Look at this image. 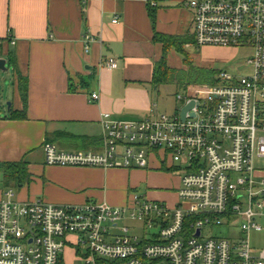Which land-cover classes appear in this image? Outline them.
Wrapping results in <instances>:
<instances>
[{"label":"built area","instance_id":"1","mask_svg":"<svg viewBox=\"0 0 264 264\" xmlns=\"http://www.w3.org/2000/svg\"><path fill=\"white\" fill-rule=\"evenodd\" d=\"M148 3L157 6L156 0ZM184 5L193 14L196 49L248 47L251 59L238 70L250 67L248 74L220 73L202 99L177 95L182 107L195 104L185 121L179 113L153 109L140 121L104 115L101 152L42 146L45 165L64 168L144 170L159 153L180 180L175 206L135 192L124 206L23 202L9 187L0 198V264H63L67 248L83 264H264V250H255L248 238L262 231L256 220L264 217V170L255 166L264 160V0ZM105 66L116 69L118 61L110 58ZM99 99V93L91 95L92 102ZM235 217L238 236L211 235Z\"/></svg>","mask_w":264,"mask_h":264},{"label":"crops","instance_id":"2","mask_svg":"<svg viewBox=\"0 0 264 264\" xmlns=\"http://www.w3.org/2000/svg\"><path fill=\"white\" fill-rule=\"evenodd\" d=\"M156 1L150 8L148 0H0V59L7 64L0 71V163H24L27 171L18 193L14 189L16 199L59 205L129 202V193L125 198L109 196V178L121 176L124 190V174L143 169L49 167L42 146L54 143L65 152L98 153L105 144L104 115L127 122L142 120L152 109L163 113L155 97L158 86L152 85L156 64L164 56V45L155 35L187 38V54L196 47L193 14L184 0ZM10 53L15 66L8 61ZM179 55L170 48L165 55L169 68L185 64ZM110 58L118 61L116 69L105 66ZM21 76L28 79L25 117ZM96 93L100 99L92 102ZM149 166L145 169L164 175V185L167 176H176L161 163L159 153L151 156ZM176 180L172 194L143 196L174 207ZM0 185L1 198L7 189L1 175Z\"/></svg>","mask_w":264,"mask_h":264},{"label":"rangeland","instance_id":"3","mask_svg":"<svg viewBox=\"0 0 264 264\" xmlns=\"http://www.w3.org/2000/svg\"><path fill=\"white\" fill-rule=\"evenodd\" d=\"M187 51L189 62L185 64L182 63L183 65H180V67L174 65L176 68H173L175 73H173L171 81L169 83L159 85L155 92L156 101H158L161 107L160 110H162L163 113H166L169 116L178 114L179 108L181 106V101L177 100V95H180L182 97L187 96V91L184 90L181 84H179L178 79L187 72L189 66H192L193 68H196L198 70L206 69L208 71H214L217 74L216 79L218 82L220 73H228L229 75L233 76H244L248 74V72H250V67H246L243 72L238 71L239 67L246 65L247 61L251 59L253 52L248 47L239 49H224L218 47L211 49L201 47L200 49L189 48L187 49ZM179 57L181 58V60L183 59V56L179 55ZM212 87L214 86H197V88L201 91L204 90L208 93L210 92ZM154 88H156V86H154ZM203 97L206 96H202L201 99ZM255 166L258 170H264V160H256ZM162 172L164 173V171ZM124 176H126L124 177V181H126V188L124 190H122V187L120 186V183L122 182L120 181L121 176H117V178L113 180V177L109 178V196H115L119 193L123 196V198H125L127 197V193L131 194L133 191L142 196L144 194H146L147 196H151L160 192H168L172 194L175 187L174 185L177 182L176 179L179 178L177 175H172L171 177L169 175L166 177L168 183L167 185H164V175L158 174L157 171H155L153 168H151V170H139L129 176L126 173V175L124 174ZM130 181L132 185L129 187L128 185ZM12 187L16 190V193H18L19 188H17L16 185H13ZM2 188L3 186L0 185V189ZM129 188H133V190H130ZM239 221L240 219L237 217H235V219H232L233 225H228L225 221L223 223V226L213 229L211 235L233 239L236 237V235H239ZM256 223L261 226L262 231H251L248 235V238L250 240L251 246L255 250L260 251L264 250V217L257 218ZM208 230H210V228L205 229L204 236L207 234ZM64 258L66 264H83L81 260H75L73 258L72 250L70 248H67V250L65 251Z\"/></svg>","mask_w":264,"mask_h":264},{"label":"trees","instance_id":"4","mask_svg":"<svg viewBox=\"0 0 264 264\" xmlns=\"http://www.w3.org/2000/svg\"><path fill=\"white\" fill-rule=\"evenodd\" d=\"M153 10L150 9L149 15L151 16L152 22H154L155 15H153ZM155 41L160 42L164 45V56L162 57L161 61L156 64L154 70V77L152 80L153 86H159L164 83H169L172 79L173 73L175 71L173 68L168 67V63L166 60V54L170 50V48L174 47L177 51L184 57L185 63L189 62L188 54L185 50V43L189 40L187 38L180 39L174 37H167L164 35L156 34ZM8 61L10 64H14L13 54L10 53L8 57ZM217 74L214 71H208L206 69L198 70L189 66L187 72L179 78V84H181L184 90L187 91L188 97L193 98H201L202 96H206L208 94L207 91L200 90L197 86L207 85V86H216L218 83L216 79ZM19 79V92L21 94L23 100V109L22 112L23 117L26 114V105H27V90H28V79L24 77H18ZM27 171L25 169L24 163H0V175L3 178L4 185L9 188L13 185L20 186L24 183L26 178Z\"/></svg>","mask_w":264,"mask_h":264},{"label":"water","instance_id":"5","mask_svg":"<svg viewBox=\"0 0 264 264\" xmlns=\"http://www.w3.org/2000/svg\"><path fill=\"white\" fill-rule=\"evenodd\" d=\"M6 65H7L6 60L0 59V71L5 72L7 69ZM241 69H242L241 67L238 68V70H241ZM194 106H195L194 102L191 101L187 104V106L180 108L178 111L180 119L185 121V116H186L187 112L189 110H191ZM191 117H194L193 113H191Z\"/></svg>","mask_w":264,"mask_h":264}]
</instances>
